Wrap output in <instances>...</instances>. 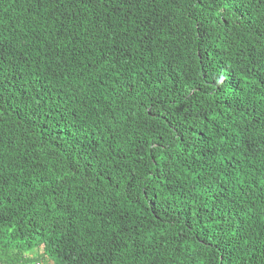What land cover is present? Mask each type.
Returning a JSON list of instances; mask_svg holds the SVG:
<instances>
[{"label":"trees","instance_id":"obj_1","mask_svg":"<svg viewBox=\"0 0 264 264\" xmlns=\"http://www.w3.org/2000/svg\"><path fill=\"white\" fill-rule=\"evenodd\" d=\"M45 258L264 264V0H0V264Z\"/></svg>","mask_w":264,"mask_h":264},{"label":"clouds","instance_id":"obj_2","mask_svg":"<svg viewBox=\"0 0 264 264\" xmlns=\"http://www.w3.org/2000/svg\"><path fill=\"white\" fill-rule=\"evenodd\" d=\"M44 264H52V262L48 258H45Z\"/></svg>","mask_w":264,"mask_h":264},{"label":"rangeland","instance_id":"obj_3","mask_svg":"<svg viewBox=\"0 0 264 264\" xmlns=\"http://www.w3.org/2000/svg\"><path fill=\"white\" fill-rule=\"evenodd\" d=\"M38 252H39V250H38V251L34 250V251H33V254H35V253L37 254ZM25 254H26L27 256L30 255L29 253H25Z\"/></svg>","mask_w":264,"mask_h":264}]
</instances>
